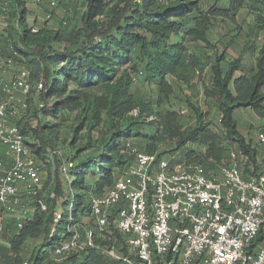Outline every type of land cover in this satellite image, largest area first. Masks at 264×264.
<instances>
[{"label": "trees", "instance_id": "1", "mask_svg": "<svg viewBox=\"0 0 264 264\" xmlns=\"http://www.w3.org/2000/svg\"><path fill=\"white\" fill-rule=\"evenodd\" d=\"M80 1L76 23L67 30V21L56 29L50 27L47 20L38 28L28 25L25 0H0L1 6L10 9V13H5L8 23L14 22V26L9 24L6 33L0 35V61L16 75L25 72L30 85L26 95L29 115L14 122L24 137L25 146L49 170L51 162L58 165L56 157L51 162L48 159V153L58 148L56 139L50 136L56 126L37 121V116L41 113L44 117L62 119L66 112L78 110L80 124L87 123L81 150L89 152L81 155L73 151L71 144L68 146L71 159L76 163L72 170L75 208L83 205L89 192L99 194L113 185L115 173L130 161L127 150L128 145H133L129 139L141 141L144 151L138 150L149 155L153 148L147 140L153 138L156 127L150 122L148 131L144 132L143 119L157 115L155 111L173 96L167 77L188 84L192 75L202 76L208 66L209 77L203 81L202 97L216 105L220 132L213 133L205 124L206 115L194 109L195 128L178 139L172 152L189 142L204 148V154L188 151L180 160L200 164L208 172L211 167L206 158L214 154L215 146L224 139L257 169L260 151L239 134L234 115L238 109H249L256 117L264 119V46L255 44L264 31V0H227L223 7L216 3L205 6L202 0ZM247 2L253 21L237 59L227 62L223 53L226 46L213 59L188 51V42L215 48L209 41L212 27L218 21L235 23ZM249 52L255 55L252 65L243 61L244 54ZM224 63L226 69L222 67ZM139 81L153 89L149 100L133 97L132 88ZM38 84L42 85L41 89ZM71 85L80 89L101 87L104 94L73 107L77 97L67 93ZM100 112L105 114L108 134L92 143L90 134L100 123ZM174 163L171 162V166ZM42 192L47 212L35 210L21 229H17L16 220L4 227L0 238L7 248L0 247V264H110L108 258L94 249L61 260L46 257L47 246L65 223L63 215L55 226V233L51 234L53 214L58 208L64 211L67 205L66 201H59L65 192L57 172L54 183L49 187L46 182ZM41 232L42 243L23 262L19 255L21 244L27 238L36 239ZM107 237L111 243L116 240L118 244L121 240L116 231ZM262 241V235H258L254 243Z\"/></svg>", "mask_w": 264, "mask_h": 264}, {"label": "built area", "instance_id": "2", "mask_svg": "<svg viewBox=\"0 0 264 264\" xmlns=\"http://www.w3.org/2000/svg\"><path fill=\"white\" fill-rule=\"evenodd\" d=\"M49 5L54 7L57 1ZM27 78L20 72L0 85L9 98L0 101V144L8 148L12 160L9 166L0 161V224L21 206L22 185L24 195L35 199V210L47 212L44 195L38 198L39 186L45 180L50 187L57 172L65 192L59 201L67 205L53 214L51 234L64 216L65 223L46 250L59 260L94 249L110 264H264V149L257 169L236 150L213 175L200 164L179 160L171 166L163 157L128 145L130 161L115 173L113 185L99 194L89 192L83 205L75 208V161L57 148L48 159L56 157L58 165L51 162L45 170L25 146L17 125L8 121L11 98L29 93ZM260 143L264 145V136ZM12 217L17 229L31 219L25 213ZM113 231L121 235L118 244L107 237ZM258 235L263 241L255 245Z\"/></svg>", "mask_w": 264, "mask_h": 264}, {"label": "rangeland", "instance_id": "3", "mask_svg": "<svg viewBox=\"0 0 264 264\" xmlns=\"http://www.w3.org/2000/svg\"><path fill=\"white\" fill-rule=\"evenodd\" d=\"M27 8V23L38 28L45 20L48 21V25L53 28H60V23L63 21L68 22L67 30L71 29L76 23L77 13L81 8L80 0H55L57 1L56 6H50L52 0H25ZM205 6L216 3L218 6H226L227 0H202ZM4 11V12H3ZM6 12L10 13V9L4 8L0 5V33L5 34L9 24L14 26V22L8 23L9 17L5 15ZM36 22V24L33 23ZM253 14L250 4L247 2L245 6L240 10L236 22H217L209 33V41L215 48H205L204 44L187 43V48L190 53L204 54L205 57L213 59L214 55L222 52L223 47H228L225 52L227 62H231L238 58L240 55L244 40H246V34L249 28L252 26ZM0 34V35H2ZM5 37V36H3ZM231 42H233L231 44ZM258 46H264V31L260 33L258 40L255 42ZM255 60V55L250 52L244 54L243 61L247 65H252ZM223 69H226L227 65L222 64ZM9 72V71H8ZM12 73L8 75V79L3 80V84L11 82ZM209 77V66L206 67L205 72L202 76L198 74L192 75L191 80L188 84L178 82L172 77H167L168 83L171 85L173 96L169 101L165 102L159 110L155 111L158 113L150 118L143 119L144 126L142 130L148 131L147 124L153 122L156 127V133L152 139L147 140L150 148L149 155L155 156L156 158L163 157L171 162L179 161L183 158V154L191 151L193 153L204 154L205 149L198 147L195 144L187 143L185 146L175 149V144L178 139L192 131L196 126V118L194 115V109H200L205 115V124L208 125L209 129L213 133H219V112L216 105L211 101H204L202 97L203 81ZM153 89L144 82H136L132 88V95L136 100L145 99L149 100L152 97ZM67 93L71 96L77 97L72 104L73 107L77 104L84 105L87 101H94L97 98H101L104 94L101 87H92L86 89H80L76 86H69ZM8 99V98H7ZM11 110L8 115L9 123H14L19 118H24L28 114L26 104V96L21 93H16L13 99L10 101ZM157 109V108H156ZM136 112H133V116ZM15 117V118H14ZM37 121L50 123L55 127V131L51 132V138L56 139L55 142L58 145V149L61 153L71 158V153L68 152V148L73 146V151H79L81 155L87 154L89 151L81 150L85 135L87 134V123L83 122L80 124V118L78 116V110L73 112H66L64 118L53 119L50 117H44L43 114L37 116ZM100 123L91 132V142L94 143L99 141L101 137L108 134L104 126V112H100ZM234 119L237 123V130L243 137L245 142L257 151L264 149V145L260 143L261 137L264 136V119L256 117L249 109H238L235 112ZM35 124V121L33 119ZM75 132V133H74ZM74 137L76 140L74 141ZM224 138V136H222ZM133 147L144 151V145L136 138L128 140ZM69 146V147H68ZM92 150V149H90ZM235 149L231 144L222 140L217 146H215L214 154H210L206 158V163L210 168V174L216 173L220 167H223L229 163L231 153ZM152 152V153H151ZM46 170V168H45ZM215 175V174H213ZM43 179H45L43 177ZM90 180L88 179V183ZM45 181L41 180L43 184L42 191L45 188ZM41 191V192H42ZM43 192L41 193V195ZM42 196H40L41 198ZM20 205L14 208V213L5 217L4 225H8L12 220H15L12 215H24L28 218H32L35 212V205L33 198H27L26 195L21 197L19 192L18 196ZM24 206V207H23ZM43 233H39L36 239L27 238L20 247V256L24 261H27L32 252L36 250L42 243ZM55 243H53L54 245ZM48 259H55L50 251L46 252Z\"/></svg>", "mask_w": 264, "mask_h": 264}, {"label": "crops", "instance_id": "4", "mask_svg": "<svg viewBox=\"0 0 264 264\" xmlns=\"http://www.w3.org/2000/svg\"><path fill=\"white\" fill-rule=\"evenodd\" d=\"M33 23L36 24L35 21H33ZM10 72L12 73L11 74L12 75L11 80H13L14 78H16L15 71L13 69H11L10 67H8L7 65H4L3 62L0 61V84L3 83V80L4 79H6V80L8 79V75H9ZM7 98L8 97L6 95H4L3 93L0 92V101H8L9 98L8 99ZM12 99L13 98H11V100ZM0 161L3 162L6 166H9V164H11V161H12L11 160L10 151L8 150L7 147L2 146L1 144H0ZM44 185H45V183H44ZM39 187L42 188L43 187V184L40 183V186ZM24 191H25V187H24V185H22L20 187L21 197L24 196ZM41 193L42 192L40 191L39 194L41 195ZM5 223H7V221H5V219H3L2 223L0 224V226L6 227V225H4ZM2 233H3V231H2ZM2 233L0 232V237H1ZM0 247H6L7 248L6 242L4 240H2L1 238H0Z\"/></svg>", "mask_w": 264, "mask_h": 264}]
</instances>
